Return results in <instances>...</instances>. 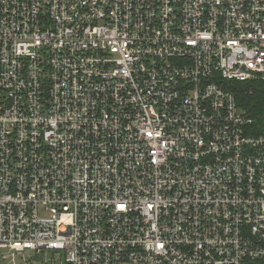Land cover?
<instances>
[{
	"label": "built area",
	"instance_id": "1",
	"mask_svg": "<svg viewBox=\"0 0 264 264\" xmlns=\"http://www.w3.org/2000/svg\"><path fill=\"white\" fill-rule=\"evenodd\" d=\"M256 80L264 0H0V264H264Z\"/></svg>",
	"mask_w": 264,
	"mask_h": 264
},
{
	"label": "trees",
	"instance_id": "2",
	"mask_svg": "<svg viewBox=\"0 0 264 264\" xmlns=\"http://www.w3.org/2000/svg\"><path fill=\"white\" fill-rule=\"evenodd\" d=\"M230 89L236 94L241 106L253 121L254 132L259 133L264 126V82H230Z\"/></svg>",
	"mask_w": 264,
	"mask_h": 264
},
{
	"label": "rangeland",
	"instance_id": "3",
	"mask_svg": "<svg viewBox=\"0 0 264 264\" xmlns=\"http://www.w3.org/2000/svg\"><path fill=\"white\" fill-rule=\"evenodd\" d=\"M29 252H30L31 255H34V254H33V253H34L33 251H29Z\"/></svg>",
	"mask_w": 264,
	"mask_h": 264
}]
</instances>
